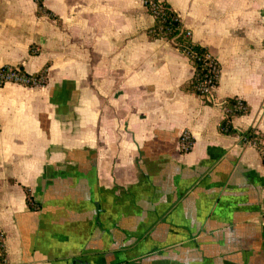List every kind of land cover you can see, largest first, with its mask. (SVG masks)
Wrapping results in <instances>:
<instances>
[{"label":"crops","instance_id":"0c3cea01","mask_svg":"<svg viewBox=\"0 0 264 264\" xmlns=\"http://www.w3.org/2000/svg\"><path fill=\"white\" fill-rule=\"evenodd\" d=\"M166 1L218 64L209 102L144 0H0V66L46 74L0 85L4 264H264V165L241 138L264 134V0ZM234 96L248 111L223 132Z\"/></svg>","mask_w":264,"mask_h":264},{"label":"trees","instance_id":"16d2710c","mask_svg":"<svg viewBox=\"0 0 264 264\" xmlns=\"http://www.w3.org/2000/svg\"><path fill=\"white\" fill-rule=\"evenodd\" d=\"M152 1L157 5V8L159 9L158 13L153 14V7L150 4V0H145L144 3L147 10L154 16V24L149 28L151 36L172 39L175 45L188 56L193 64L194 72L191 78L183 84L182 88L186 91H192L199 94L205 101L209 102L211 93L201 91L197 89L196 86L210 74L208 65L210 60L214 58L210 55L206 46L195 42L191 38L190 32L187 33L189 30L183 27L176 12L166 0ZM36 2L38 13L43 12L54 17L53 13L43 6L42 0H36ZM217 82L218 77L213 80L215 86L217 85ZM239 100H241V107L236 108ZM221 105L224 108H228V110L224 112V116L218 124L219 129L223 132H233L234 129L230 122L231 117L236 114L247 112L248 106L241 98L236 96L225 98L222 100ZM241 138L242 140H249L255 145L256 149L260 152L261 161L264 165V134L253 127H249L241 132ZM29 206L34 208L35 205L30 202ZM4 238V233L0 229V264L5 263Z\"/></svg>","mask_w":264,"mask_h":264},{"label":"built area","instance_id":"2783aa9c","mask_svg":"<svg viewBox=\"0 0 264 264\" xmlns=\"http://www.w3.org/2000/svg\"><path fill=\"white\" fill-rule=\"evenodd\" d=\"M145 3V0H144ZM150 4L153 7V14L158 13L159 9L157 5L150 0ZM189 33V31L187 32ZM209 72L210 74L203 79L200 83L197 84V89L211 93L214 89L215 85L213 80H215L219 75V67L215 59H211L209 62ZM46 81V74L44 70H40L38 72H29L23 69L20 66H12V65H3L0 66V85L6 82H15L27 86H40L43 85ZM241 107V100L236 105V108ZM224 112L228 110V108H224ZM181 147L184 150H187L191 147L192 141L187 134V132H183L180 138Z\"/></svg>","mask_w":264,"mask_h":264}]
</instances>
